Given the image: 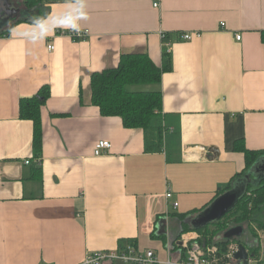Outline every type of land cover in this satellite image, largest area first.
<instances>
[{
	"label": "crops",
	"instance_id": "crops-1",
	"mask_svg": "<svg viewBox=\"0 0 264 264\" xmlns=\"http://www.w3.org/2000/svg\"><path fill=\"white\" fill-rule=\"evenodd\" d=\"M67 3L38 0L0 35V264H79L128 240L165 259L168 244L182 250L174 213L205 206L246 167L236 141L264 150V0H87L85 39L57 29L33 46L12 36ZM166 48L172 69L160 83L132 87L162 93L164 143L148 151L143 129L92 103L91 76L126 53L162 66ZM44 86L37 157L20 100ZM101 139L112 147L96 155Z\"/></svg>",
	"mask_w": 264,
	"mask_h": 264
},
{
	"label": "trees",
	"instance_id": "trees-1",
	"mask_svg": "<svg viewBox=\"0 0 264 264\" xmlns=\"http://www.w3.org/2000/svg\"><path fill=\"white\" fill-rule=\"evenodd\" d=\"M37 2L38 0H36L35 5L28 2L29 9L34 8ZM20 20L22 19L14 21L11 25ZM8 28L0 30V35H7L9 32ZM262 39L264 41V31H262ZM164 58V65L159 66L147 53H126L122 54L117 66L96 71L91 76L92 103L98 106L102 115L119 116L126 127L143 129L147 142L146 149L148 151L161 149L164 143L165 126L161 114L162 93L160 90H136L132 89V87L134 85L160 83L163 73L172 69V61L168 56L167 50H165ZM49 95L50 88L44 86L38 94L23 97L20 100V118L32 120L34 125L33 149L37 157L41 156L43 145L41 106L46 102ZM235 149L245 154L246 167L242 172L234 175L226 186L220 187L212 200L205 206L194 212L174 213L180 221L179 237L189 231H202L206 232L208 236H211L215 230L210 233V225L218 223V221L222 220L228 214H234L235 224L240 225L245 220L251 219L257 206L260 203H264V180H262L258 185L250 184L244 196L222 219L200 228H193L191 226L190 218L208 206L221 193L231 189L233 183L245 175L256 160L264 155V150H251L247 148L244 140L236 141ZM248 190L252 191L256 196L253 198L247 197ZM249 204L253 205L252 208H249ZM233 226L227 227L225 231ZM224 232L222 241H230L224 237ZM151 236L152 238L162 237L156 235L155 232H152ZM128 243L137 246L135 240H128L125 244L122 242L120 247H124ZM245 244L247 247L251 246V244ZM259 250L260 244H255L251 248L253 253Z\"/></svg>",
	"mask_w": 264,
	"mask_h": 264
},
{
	"label": "built area",
	"instance_id": "built-area-1",
	"mask_svg": "<svg viewBox=\"0 0 264 264\" xmlns=\"http://www.w3.org/2000/svg\"><path fill=\"white\" fill-rule=\"evenodd\" d=\"M152 4L154 7H159L160 0H152ZM58 33L67 34L74 39H85L90 34L87 29L81 30L79 34L64 30H58ZM179 36L183 40H191L194 36H199V33L183 32ZM236 38L241 39V34H237ZM48 48L53 50L55 46L51 43L48 45ZM111 147L112 144L109 140H98L95 144L94 153L101 155ZM26 163H30V160H27ZM172 195L173 192L168 187L166 198H171ZM177 206L178 202L175 201L174 207ZM178 238L182 250L178 253H173L176 251L175 241L172 244H168V256L165 259H160L158 254L152 249L141 250L136 245L128 243L124 247L117 249L88 253L79 264H114L116 260H123L134 264H264V256L256 255L248 247V258H237L235 254L239 251L240 243L236 242L235 244L226 246L233 239L228 242L209 243V240L205 239L197 231L186 232ZM220 244L225 245V248H222Z\"/></svg>",
	"mask_w": 264,
	"mask_h": 264
},
{
	"label": "water",
	"instance_id": "water-1",
	"mask_svg": "<svg viewBox=\"0 0 264 264\" xmlns=\"http://www.w3.org/2000/svg\"><path fill=\"white\" fill-rule=\"evenodd\" d=\"M17 19L18 18H16L15 21ZM2 29L4 28L1 27L0 30ZM256 173L259 179L257 184L254 183L253 177V174ZM262 180H264V155L256 160V162L251 166L245 175L233 183L231 189L221 193L208 206L190 218L189 221L191 226L193 228H200L222 219L236 206L238 201L246 193L250 184L258 185ZM244 229L245 228L243 224L233 226L224 232V237L229 240L241 237L243 235ZM235 256L242 259L248 258L247 245L240 243L239 251L236 252Z\"/></svg>",
	"mask_w": 264,
	"mask_h": 264
},
{
	"label": "clouds",
	"instance_id": "clouds-1",
	"mask_svg": "<svg viewBox=\"0 0 264 264\" xmlns=\"http://www.w3.org/2000/svg\"><path fill=\"white\" fill-rule=\"evenodd\" d=\"M89 19L87 0H68L66 8L59 13L34 16L27 25H19L11 29L14 38L38 46L57 29L81 32V21Z\"/></svg>",
	"mask_w": 264,
	"mask_h": 264
},
{
	"label": "rangeland",
	"instance_id": "rangeland-1",
	"mask_svg": "<svg viewBox=\"0 0 264 264\" xmlns=\"http://www.w3.org/2000/svg\"><path fill=\"white\" fill-rule=\"evenodd\" d=\"M28 2L32 3L33 5H35L36 0H27V4ZM3 24V23H2ZM7 28H4L3 30H5ZM135 88L139 87L138 85H134ZM134 89V88H133ZM254 176V183L257 184L259 179L257 177V173L253 174ZM256 194H253L252 191L248 190L247 192V197H255ZM252 204H249V208H252ZM235 215L232 214H228L227 216H225L222 220L218 221V223L216 224H212L209 227V232L211 233L213 230L214 234L212 233L211 236H208L206 232H200L197 231L198 233L202 234V236L209 240V243H221L223 242V232L225 231V229L229 226L232 225H236L235 224ZM244 225V231H243V235L241 236V238H234L232 240V242L227 243L226 246H229L231 244H235L236 242L239 243H247V244H251L250 247H248L250 250L252 248L253 245L255 244H261L263 243V246L260 247V253L259 251L254 252L256 255H260V256H264V203H260L257 206V209L254 210V214L252 216L251 219L249 220H245L243 223ZM208 230V229H207ZM205 233V235H204ZM226 244V243H223ZM220 244L222 248H225V245ZM262 248V251H261ZM115 264H134V263H130V262H125L123 260H116Z\"/></svg>",
	"mask_w": 264,
	"mask_h": 264
},
{
	"label": "flooded vegetation",
	"instance_id": "flooded-vegetation-1",
	"mask_svg": "<svg viewBox=\"0 0 264 264\" xmlns=\"http://www.w3.org/2000/svg\"><path fill=\"white\" fill-rule=\"evenodd\" d=\"M26 10H29L27 0H0V28H7L16 18L28 16Z\"/></svg>",
	"mask_w": 264,
	"mask_h": 264
},
{
	"label": "bare ground",
	"instance_id": "bare-ground-1",
	"mask_svg": "<svg viewBox=\"0 0 264 264\" xmlns=\"http://www.w3.org/2000/svg\"><path fill=\"white\" fill-rule=\"evenodd\" d=\"M245 244V243H244Z\"/></svg>",
	"mask_w": 264,
	"mask_h": 264
}]
</instances>
